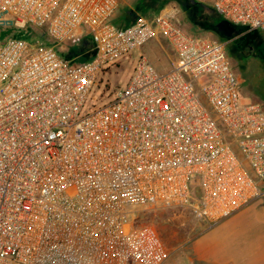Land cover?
<instances>
[{
	"label": "built area",
	"instance_id": "2783aa9c",
	"mask_svg": "<svg viewBox=\"0 0 264 264\" xmlns=\"http://www.w3.org/2000/svg\"><path fill=\"white\" fill-rule=\"evenodd\" d=\"M211 8L264 32V0ZM117 11L118 0H0V264H164L140 212L187 208L211 227L264 198V107L242 96L226 56L236 36L189 35L174 9L127 24ZM158 37L168 68L141 54L122 88L96 95Z\"/></svg>",
	"mask_w": 264,
	"mask_h": 264
},
{
	"label": "rangeland",
	"instance_id": "374dc122",
	"mask_svg": "<svg viewBox=\"0 0 264 264\" xmlns=\"http://www.w3.org/2000/svg\"><path fill=\"white\" fill-rule=\"evenodd\" d=\"M170 9L175 10L176 23L187 34L224 40V36L213 25L212 18L215 14L211 8V0H118L117 20L120 22V16L128 21L138 17L149 18L161 10ZM233 35L236 38L225 46V52L241 94L259 101L264 107V32L235 30ZM133 54L113 65L110 74H104L96 95L105 83L109 91L122 88L129 77L134 58L141 54L159 69L168 68L173 60L169 44L161 37ZM110 95L111 93L108 96ZM141 222L157 231L170 253L167 262L179 263L180 251L177 247L195 237L204 228L194 220L187 208L177 207L147 212L142 216Z\"/></svg>",
	"mask_w": 264,
	"mask_h": 264
},
{
	"label": "crops",
	"instance_id": "0c3cea01",
	"mask_svg": "<svg viewBox=\"0 0 264 264\" xmlns=\"http://www.w3.org/2000/svg\"><path fill=\"white\" fill-rule=\"evenodd\" d=\"M196 221L204 228L176 248L179 263L164 264H264V198L211 227Z\"/></svg>",
	"mask_w": 264,
	"mask_h": 264
},
{
	"label": "water",
	"instance_id": "95a60500",
	"mask_svg": "<svg viewBox=\"0 0 264 264\" xmlns=\"http://www.w3.org/2000/svg\"><path fill=\"white\" fill-rule=\"evenodd\" d=\"M216 29L220 32L225 38H230L235 33V27L229 24L226 20H220L216 23Z\"/></svg>",
	"mask_w": 264,
	"mask_h": 264
},
{
	"label": "trees",
	"instance_id": "16d2710c",
	"mask_svg": "<svg viewBox=\"0 0 264 264\" xmlns=\"http://www.w3.org/2000/svg\"><path fill=\"white\" fill-rule=\"evenodd\" d=\"M220 20H221V18L217 17L216 15L213 16V18H212L213 25L215 26L216 23H217L218 21H220ZM120 22H121V23H124V24H127V23H129L130 21H128L127 18L120 16ZM244 30H245V29L242 28V27L236 28V31H238V32H240V31H244ZM223 39L225 40L226 38L223 37ZM88 57H89V56H88ZM154 211H155V210H152V211H145V212H144V211H143V212H140V213L138 214V219H139V221L142 220V216H143L145 213H147V212L152 213V212H154ZM140 219H141V220H140Z\"/></svg>",
	"mask_w": 264,
	"mask_h": 264
},
{
	"label": "flooded vegetation",
	"instance_id": "af4514ba",
	"mask_svg": "<svg viewBox=\"0 0 264 264\" xmlns=\"http://www.w3.org/2000/svg\"><path fill=\"white\" fill-rule=\"evenodd\" d=\"M191 3H192V1H191Z\"/></svg>",
	"mask_w": 264,
	"mask_h": 264
}]
</instances>
